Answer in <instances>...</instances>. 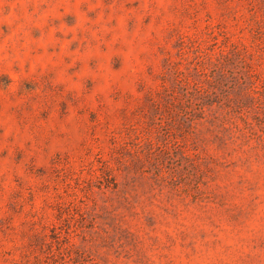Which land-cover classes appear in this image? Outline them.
<instances>
[{
    "label": "rangeland",
    "instance_id": "rangeland-1",
    "mask_svg": "<svg viewBox=\"0 0 264 264\" xmlns=\"http://www.w3.org/2000/svg\"><path fill=\"white\" fill-rule=\"evenodd\" d=\"M0 264H264V0H0Z\"/></svg>",
    "mask_w": 264,
    "mask_h": 264
},
{
    "label": "trees",
    "instance_id": "trees-1",
    "mask_svg": "<svg viewBox=\"0 0 264 264\" xmlns=\"http://www.w3.org/2000/svg\"><path fill=\"white\" fill-rule=\"evenodd\" d=\"M237 43H235L234 46H232L231 48H229V50H222L219 54V56H215V57H210V64H212V69L209 72L208 66H202L201 69H197V72L199 73V75L203 76V80L202 83L204 85L208 84L209 88H212V90H208V89H204L201 87V89H197L196 90V95L202 98L204 96V98L206 99V103L211 104L213 102H217L220 103L223 100H228L230 101L229 96L225 95L223 96V98H220L218 96V90H220V79L221 76L224 74V70L226 69V63L227 61H230L229 59H241V55L243 53L248 52L249 49H245L242 48H237ZM231 54V56H233V58H228V55ZM246 54V53H245ZM224 58V59H222ZM246 66L248 68V72L251 73L252 72H257V69L254 66V60L252 59H248L246 62ZM240 84V83H238ZM236 84V85H238ZM206 91V92H205ZM222 92V91H221ZM196 96V97H197ZM203 98V100H205ZM148 100H149V105H150V111L152 113L149 114V119H150V126L154 125V127L156 125H161L163 124L167 119V123L171 125V127H175L176 130L181 131V132H186L188 131L190 128H187L186 125V120L184 119H177V114H178V110L182 109V97H180L179 95V91L173 89L170 92L167 91H163L160 94H158L157 97H154L152 95L148 96ZM205 103V101H204ZM185 109V108H184ZM203 113H204V106L203 108H200V113L199 114H195V109L191 108V110H189L188 112L186 111V114L188 115L187 118L189 121H191L192 123H194V121L197 118H202L203 117ZM167 118H166V116ZM166 118V119H165ZM168 118H170V120H168ZM186 118V119H187ZM158 120H160L158 122ZM192 124L190 123L189 126H191ZM186 129V130H185ZM172 132V130H170V133ZM150 148H149V152H155L154 147H153V143L150 142ZM156 158V157H154Z\"/></svg>",
    "mask_w": 264,
    "mask_h": 264
}]
</instances>
